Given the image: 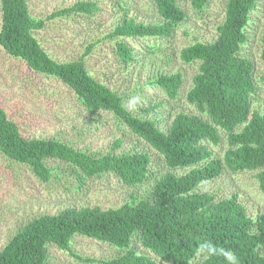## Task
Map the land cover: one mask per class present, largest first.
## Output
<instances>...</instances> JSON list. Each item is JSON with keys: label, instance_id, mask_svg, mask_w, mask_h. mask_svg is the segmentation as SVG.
Masks as SVG:
<instances>
[{"label": "trees", "instance_id": "16d2710c", "mask_svg": "<svg viewBox=\"0 0 264 264\" xmlns=\"http://www.w3.org/2000/svg\"><path fill=\"white\" fill-rule=\"evenodd\" d=\"M179 1L153 0L159 21L146 23L125 15L115 25L107 37L116 39L122 62L128 64L135 57L134 48L121 37L173 35L186 17ZM205 1L192 3L201 8ZM258 1L228 0L216 38L195 41L181 50L183 61L199 62L187 100L207 117L179 112L165 131L157 121L134 114L123 95L90 73L86 56L97 43L90 44L76 59L58 61L35 35L46 20L33 15L28 0H1L0 45L6 52L38 73L59 78L89 112H112L162 154L168 168L153 175L147 152L97 156L60 139L27 138L0 107V152L10 161L28 166L43 181H50L59 171L49 165V160L69 164L74 174L83 178L112 172L129 186L152 180L151 194L135 205L66 207L59 213L33 218L0 251V264H46L49 244L71 250L76 234L107 241L120 250L104 264H159L155 256L172 264H264V212L249 215L238 193L217 199L214 193L199 189L227 167L234 172L256 170L264 191V109L255 106V63L242 54L249 39L246 28ZM97 10L95 2L79 0L55 10L48 18L74 12L90 15ZM261 59L264 64V48ZM153 82L170 98H176L183 76L180 72L160 73ZM222 131L228 148L219 158L208 143L219 145ZM121 142L116 140L113 149ZM135 237L154 257L133 247ZM201 246H205L203 251Z\"/></svg>", "mask_w": 264, "mask_h": 264}, {"label": "rangeland", "instance_id": "374dc122", "mask_svg": "<svg viewBox=\"0 0 264 264\" xmlns=\"http://www.w3.org/2000/svg\"><path fill=\"white\" fill-rule=\"evenodd\" d=\"M77 1L28 0L33 15L46 20V25L35 31V35L50 56L58 61H69L82 55L90 44L97 43L86 56L87 68L97 80L123 95L124 101L139 96L135 107L127 105L134 114L157 121L165 131L179 112L207 117L187 100L199 62L183 61L180 52L195 41L216 38L217 28L226 17L228 0H206L201 8L194 6L192 0H180L186 17L170 37H121L134 48L135 59L128 64L122 62L117 54L116 39L107 35L125 15L146 23L159 21L161 18L153 0H90L98 6L93 14L74 12L48 18L55 10ZM1 25L0 0V29ZM246 30L249 39L242 48V54L255 63L258 86L255 106L264 109V64L261 59L264 0L258 1ZM175 72L182 74L183 83L176 98H170L153 80L160 73ZM0 107L20 125L27 138L60 139L97 156L109 152H147L153 175L158 176L168 168L164 156L131 132L112 112H89L67 84L55 76L29 68L26 62L7 53L1 45ZM222 135L219 145L208 143L214 156L219 158L224 157L228 148L223 131ZM116 140L122 142L113 149ZM48 163L59 171L50 181H43L28 166L12 162L0 152V251L18 230L37 216L56 214L66 207L100 206L108 209L126 203L135 205L152 192V180L129 186L112 172L83 178L74 174L67 163L55 160ZM256 173V170L234 172L226 167L221 175L204 182L199 189L214 193L217 199L238 193L248 214L257 215L264 212V191L260 189ZM132 245L138 252L154 257L138 237L134 238ZM119 251L107 241L76 234L71 250H63L50 243L45 263L104 264V260L113 259ZM155 258L159 264H172Z\"/></svg>", "mask_w": 264, "mask_h": 264}, {"label": "clouds", "instance_id": "9594fccd", "mask_svg": "<svg viewBox=\"0 0 264 264\" xmlns=\"http://www.w3.org/2000/svg\"><path fill=\"white\" fill-rule=\"evenodd\" d=\"M140 97L139 96H135L132 97L129 101H128V106L129 107H135V105L139 102ZM205 249V246H201V251H203ZM230 255V254H229Z\"/></svg>", "mask_w": 264, "mask_h": 264}]
</instances>
